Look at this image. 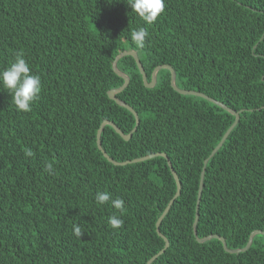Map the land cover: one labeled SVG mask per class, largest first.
I'll return each mask as SVG.
<instances>
[{"label":"trees","instance_id":"obj_1","mask_svg":"<svg viewBox=\"0 0 264 264\" xmlns=\"http://www.w3.org/2000/svg\"><path fill=\"white\" fill-rule=\"evenodd\" d=\"M139 27L149 32L143 50L130 37ZM124 51L137 52L149 82L168 65L178 88L241 111L209 158L235 117L174 91L168 70L147 88L131 56L118 61L130 82L117 98L140 123L128 141L105 126L103 150L116 162L164 153L181 183L160 225L169 246L152 264H264L262 234L231 254L193 233L206 159L198 238L217 235L237 250L264 232V0H165L152 25L127 0H0V69L19 52L42 83L30 113L0 85V264H147L164 248L156 223L177 190L166 159L114 166L97 147L104 121L126 135L136 126L108 97L124 84L112 68ZM98 191L124 200L119 230L107 222L111 202L95 203Z\"/></svg>","mask_w":264,"mask_h":264},{"label":"clouds","instance_id":"obj_2","mask_svg":"<svg viewBox=\"0 0 264 264\" xmlns=\"http://www.w3.org/2000/svg\"><path fill=\"white\" fill-rule=\"evenodd\" d=\"M127 5L131 12L135 13L146 25L157 22L165 10V0H127ZM148 36L149 32L146 27L135 28L131 31L130 37L135 45V50L145 48ZM0 85L7 90L15 110L20 113H30L33 102L40 98L42 92L40 77L32 73L30 65L19 52L14 54L13 60L7 67L0 69ZM25 156L32 157L34 152L31 149H25ZM46 168L49 172L52 171L51 164ZM109 202L116 211L107 217L108 225L113 230H119L124 225V220L121 217L127 210L124 200L121 198L112 199L111 193L108 191H98L95 194V203L98 205L103 206ZM72 231L78 239L86 235L78 223L73 224Z\"/></svg>","mask_w":264,"mask_h":264},{"label":"water","instance_id":"obj_3","mask_svg":"<svg viewBox=\"0 0 264 264\" xmlns=\"http://www.w3.org/2000/svg\"><path fill=\"white\" fill-rule=\"evenodd\" d=\"M125 56H131L136 64H137V67L142 75V78H143V83L145 85V87L147 88H154L156 86V83H157V75L158 73L161 71V70H168L170 71V74H171V81H170V84H171V87L173 88L174 91H176L177 93L181 94V95H185V96H196V97H200V98H203L217 106H219L220 108L224 109L225 111H227L228 113H230L231 115H233L235 117V121L233 123V125L228 129V131L226 132V134L224 135V137L222 138L221 142L217 145V147L213 150V152L211 153L210 157L209 158H212L219 150L220 148L223 146L224 142L226 141V139L228 138L229 134L232 132V130L234 129V127L238 124L239 120H240V113L241 111L237 112L233 109H230L229 107H227L226 105H224L223 103L213 99V98H210L209 96L203 94V93H200V92H196V91H190V90H182L180 88H178V86L176 85V73L174 71V69L171 67V66H168V65H162V66H158L157 68H155V70L153 71L152 73V77H151V81L149 82L148 81V78H147V75L144 71V68L140 62V59H139V56L137 54V52L135 51H124V52H121L116 58L115 60L113 61V64H112V68H113V71L118 75L120 76L122 79H124V84L118 88V89H114V90H111L110 92H108V97L115 101V103L120 106V107H123V108H126L128 111H130L133 116L135 117V120H136V126L135 128L132 130V132L128 135L124 134L113 122L111 121H104L98 132H97V147L99 149V151L103 154L104 158L111 164H113L114 166H125V165H129V164H133V163H139V162H143V161H146V160H150L152 158H155V157H163L166 159L167 161V164L170 168V171L174 177V180L176 182V186H177V190H176V194L174 196V198L170 201V203L168 204V206L166 207V209L164 210V212L162 213V215L159 217L157 223H156V231H157V234L159 237H161L164 242H165V246L164 248L159 252L157 253L155 256H153L147 264H152L160 255H162L164 253V251L168 248L169 246V242L167 240V238L165 236L162 235V233L160 232V225L163 221V219L166 217V215L169 213L170 211V208L171 206L173 205L175 199L177 197L180 196V193H181V183H180V180L176 174V172L174 171L173 167H172V163L170 162V160L168 159L167 155L164 154V153H155V154H152V155H149V156H146V157H142V158H139V159H134V160H130V161H126V162H116L114 159H112L102 148V144H101V134L105 128V126H110L114 129V131L124 140L128 141L131 139L132 135L134 132H136L137 130V127L140 123L139 121V117H138V114L134 111L133 108H131L129 105H127L125 102L121 101L120 99L117 98V94L123 92L126 87L129 85V77L122 73L118 67H117V63L118 61L125 57ZM209 159H206L205 162H204V168H203V171H202V174H201V178H200V185H199V192H198V199H197V208H196V215H195V220H194V224H193V233H194V236L196 238V241L198 243H205L209 240H212V239H218L222 242V245H223V248L226 252L228 253H231V254H238V253H241V252H244L246 250H248L250 248V246L252 245V241H253V238L256 236V235H264V232L262 231H254L250 238H249V241L246 245V247L244 249H237V250H230L227 248V245H226V240L220 236H217V235H211V236H208V237H205V238H198L197 236V233H196V227H197V224H198V220H199V203H200V199H201V194H202V190H203V180H204V174H205V166L207 165Z\"/></svg>","mask_w":264,"mask_h":264}]
</instances>
